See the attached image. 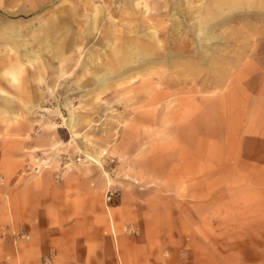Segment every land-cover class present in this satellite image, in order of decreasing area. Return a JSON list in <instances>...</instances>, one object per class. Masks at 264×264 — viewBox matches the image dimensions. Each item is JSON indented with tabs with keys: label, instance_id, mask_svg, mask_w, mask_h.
<instances>
[{
	"label": "rangeland",
	"instance_id": "obj_1",
	"mask_svg": "<svg viewBox=\"0 0 264 264\" xmlns=\"http://www.w3.org/2000/svg\"><path fill=\"white\" fill-rule=\"evenodd\" d=\"M0 17V264H264V0Z\"/></svg>",
	"mask_w": 264,
	"mask_h": 264
},
{
	"label": "crops",
	"instance_id": "obj_2",
	"mask_svg": "<svg viewBox=\"0 0 264 264\" xmlns=\"http://www.w3.org/2000/svg\"><path fill=\"white\" fill-rule=\"evenodd\" d=\"M50 1L51 0H20V5L16 7V2H18V0H0V10H2L3 13H6V15H10L11 11H13L15 15H36L39 14L44 8H46L49 5ZM35 18L37 19L38 17L36 16ZM33 25L38 29L45 31L46 29L48 30L49 23L47 20L43 21L42 19H40V21H33L31 19V21L29 22V26L32 28ZM5 29L9 30L11 32L12 37L16 39L17 35L22 32V24L15 20L0 17V31H4ZM58 264L61 263L59 262ZM76 264L82 263L79 260L76 262ZM104 264L117 263H114L111 260V262L108 261Z\"/></svg>",
	"mask_w": 264,
	"mask_h": 264
}]
</instances>
